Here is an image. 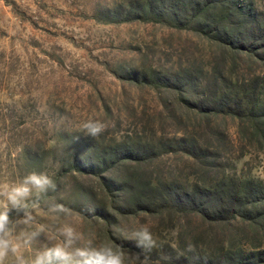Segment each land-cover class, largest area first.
<instances>
[{
    "label": "rangeland",
    "instance_id": "1",
    "mask_svg": "<svg viewBox=\"0 0 264 264\" xmlns=\"http://www.w3.org/2000/svg\"><path fill=\"white\" fill-rule=\"evenodd\" d=\"M32 171L126 264H264V0H0V184Z\"/></svg>",
    "mask_w": 264,
    "mask_h": 264
},
{
    "label": "clouds",
    "instance_id": "2",
    "mask_svg": "<svg viewBox=\"0 0 264 264\" xmlns=\"http://www.w3.org/2000/svg\"><path fill=\"white\" fill-rule=\"evenodd\" d=\"M83 129L87 136L96 138L107 131L108 124L89 119ZM57 188L53 176L43 171H32L15 183L0 184V264H126L122 246L114 242L94 244L93 238H85L77 230L71 210L50 196ZM38 213L53 220H66L53 230L38 223ZM41 236L46 243H41ZM131 239L136 248L144 251L156 247L146 224L138 222ZM29 249L31 256L25 254ZM130 255L136 264H145L140 252Z\"/></svg>",
    "mask_w": 264,
    "mask_h": 264
},
{
    "label": "trees",
    "instance_id": "3",
    "mask_svg": "<svg viewBox=\"0 0 264 264\" xmlns=\"http://www.w3.org/2000/svg\"><path fill=\"white\" fill-rule=\"evenodd\" d=\"M159 198H161V196H159Z\"/></svg>",
    "mask_w": 264,
    "mask_h": 264
}]
</instances>
